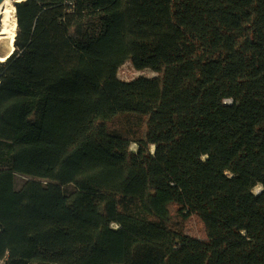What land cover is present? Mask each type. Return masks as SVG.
Here are the masks:
<instances>
[{"label":"trees","instance_id":"trees-1","mask_svg":"<svg viewBox=\"0 0 264 264\" xmlns=\"http://www.w3.org/2000/svg\"><path fill=\"white\" fill-rule=\"evenodd\" d=\"M15 7L0 264H264V0Z\"/></svg>","mask_w":264,"mask_h":264},{"label":"bare ground","instance_id":"bare-ground-1","mask_svg":"<svg viewBox=\"0 0 264 264\" xmlns=\"http://www.w3.org/2000/svg\"><path fill=\"white\" fill-rule=\"evenodd\" d=\"M13 1L4 0L0 5V61H4L15 49L17 10Z\"/></svg>","mask_w":264,"mask_h":264},{"label":"rangeland","instance_id":"rangeland-1","mask_svg":"<svg viewBox=\"0 0 264 264\" xmlns=\"http://www.w3.org/2000/svg\"><path fill=\"white\" fill-rule=\"evenodd\" d=\"M23 0H14L13 4L15 5V3L21 2ZM17 17V16H16ZM153 77L155 76V73L152 72L151 70H142V71H138L136 70L131 63H126L125 65H123L119 71V78L125 81H130L133 79H136L138 77ZM133 149H135V146L132 147ZM22 179L18 178V183L21 182ZM113 227L116 229V227L113 225ZM201 230V226L198 224V222L194 223V225H190L189 227V235L192 236H198L200 235V231ZM200 237V236H199Z\"/></svg>","mask_w":264,"mask_h":264},{"label":"built area","instance_id":"built-area-1","mask_svg":"<svg viewBox=\"0 0 264 264\" xmlns=\"http://www.w3.org/2000/svg\"><path fill=\"white\" fill-rule=\"evenodd\" d=\"M226 103L230 104V103H231V101H227ZM261 189H262V188H258V189H257V192H260V191H261Z\"/></svg>","mask_w":264,"mask_h":264},{"label":"water","instance_id":"water-1","mask_svg":"<svg viewBox=\"0 0 264 264\" xmlns=\"http://www.w3.org/2000/svg\"><path fill=\"white\" fill-rule=\"evenodd\" d=\"M4 0H0V5H1V3L3 2Z\"/></svg>","mask_w":264,"mask_h":264}]
</instances>
